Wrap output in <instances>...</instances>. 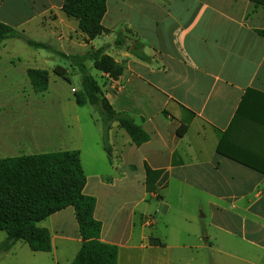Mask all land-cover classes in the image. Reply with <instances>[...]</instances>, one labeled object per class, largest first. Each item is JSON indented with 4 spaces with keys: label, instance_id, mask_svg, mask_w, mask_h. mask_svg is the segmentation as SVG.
<instances>
[{
    "label": "crops",
    "instance_id": "1",
    "mask_svg": "<svg viewBox=\"0 0 264 264\" xmlns=\"http://www.w3.org/2000/svg\"><path fill=\"white\" fill-rule=\"evenodd\" d=\"M62 6L63 0H0V22L52 48L44 50L47 54L34 49L27 66L15 55H0V75L19 68L27 79L30 69L50 76L59 66L55 56L66 61L58 53L82 55L101 47L119 67L116 80L102 72L95 77L88 69L113 110L132 116L149 141L136 147L113 124L111 161L97 136L90 145L81 141L73 149L80 153L87 180L83 193L96 199L100 241L117 247V264H192L193 254L212 246L206 232L202 237L184 231L166 242L169 233L144 228V215L136 212L147 200H161L159 191L172 180L203 191L218 231L264 256V36L259 33L264 32V5L251 0H106V32L94 39ZM78 90L73 89V97ZM32 105L0 101V111ZM181 126L187 129L180 137ZM18 134L0 118V150L19 146ZM20 156L29 155L0 159ZM146 167L166 176L154 187L158 198L146 190ZM117 190L123 192L119 206L121 199L112 196ZM128 193L134 200L126 201ZM162 204L166 214L168 206ZM47 219L48 225L39 226L51 235L48 254L57 264H70L82 244L73 208Z\"/></svg>",
    "mask_w": 264,
    "mask_h": 264
},
{
    "label": "trees",
    "instance_id": "2",
    "mask_svg": "<svg viewBox=\"0 0 264 264\" xmlns=\"http://www.w3.org/2000/svg\"><path fill=\"white\" fill-rule=\"evenodd\" d=\"M251 1L264 5V0ZM62 10L68 18L78 21L80 31L89 39L106 32L102 26L106 0H63ZM259 33L264 36V32ZM9 39L21 40L35 50H52L48 44L33 41L0 22V43ZM58 54L72 64L79 76L75 104L91 106L99 115L103 126L102 147L109 161L113 155L109 141L113 124L124 130L136 147L149 141V134L132 116L113 110L98 79L87 68V62H91L98 72L108 74L111 80L117 79L119 67L105 54L104 47L82 55ZM53 73L69 82L66 69L57 66ZM27 76L35 93L47 91V71L30 69ZM186 129L181 126L177 135L183 136ZM145 169L146 190L156 192L155 185L161 186L166 176L162 171ZM86 181L78 150L0 159V232L6 234L0 243V254L10 251L18 241L25 243L32 252L49 253L52 248L50 232L39 224L56 213L73 208L82 244L70 264H117V247L100 241L102 225L94 217L96 199L83 193Z\"/></svg>",
    "mask_w": 264,
    "mask_h": 264
},
{
    "label": "rangeland",
    "instance_id": "3",
    "mask_svg": "<svg viewBox=\"0 0 264 264\" xmlns=\"http://www.w3.org/2000/svg\"><path fill=\"white\" fill-rule=\"evenodd\" d=\"M8 44V46H0V55H15L23 60L22 66L30 64L26 62L29 61L34 49L18 39H12ZM38 51L47 54V51ZM54 60V65L69 70V82L50 73L49 87L44 93H35L29 87L28 79L19 73V68L16 72L9 69L4 71L5 73H1L0 101L14 100L33 105L29 109H27L28 107L17 109L10 107L0 111V118L13 126L17 133H20L16 138L19 146L5 149L6 151L0 150V158L69 151L78 148L81 141L84 145H90L96 136L102 139L103 126L95 109L88 105L79 107L74 102L73 89L79 88V76L76 70L68 61L56 56ZM18 65L20 66V64ZM48 65L51 66L53 63L50 62ZM86 65L87 68L91 67V73L98 77V71L94 69L93 65L91 66V62H87ZM21 86L23 88H20ZM18 92H22V94H18ZM159 193L162 196L161 200L145 201L143 207L141 206V209H138L136 213L137 215L143 213L144 216H153L154 225L151 227L154 228L153 233L161 236L169 233L166 242L175 241V235L180 232L196 231L197 235L202 237L206 232L212 246H209L200 256L193 254L195 259L192 264H264V256L259 254L257 249L240 239L218 231L212 224L211 209L206 205L210 197L199 188L189 187L177 180H172L170 185L165 190H160ZM112 196L115 200L116 198L121 199L117 201V206L124 203L121 190L115 191ZM131 200L134 198L130 197V193H128L126 201ZM162 203L168 206L166 214L163 213ZM116 209L114 208V210ZM121 213L124 211L122 210ZM192 218L195 221H190ZM48 222V219L44 220L40 226H46ZM5 238L6 234L0 232V243ZM72 249L71 246L70 251ZM57 263L58 261L52 254L32 252L21 241H18L10 251L0 254V264ZM59 264H63V261L59 260Z\"/></svg>",
    "mask_w": 264,
    "mask_h": 264
},
{
    "label": "built area",
    "instance_id": "4",
    "mask_svg": "<svg viewBox=\"0 0 264 264\" xmlns=\"http://www.w3.org/2000/svg\"><path fill=\"white\" fill-rule=\"evenodd\" d=\"M158 192L153 193V197L158 198ZM154 225V217L153 216H144L143 218V226L144 228H151Z\"/></svg>",
    "mask_w": 264,
    "mask_h": 264
}]
</instances>
